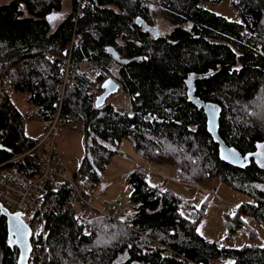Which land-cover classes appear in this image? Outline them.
<instances>
[{"label":"trees","instance_id":"16d2710c","mask_svg":"<svg viewBox=\"0 0 264 264\" xmlns=\"http://www.w3.org/2000/svg\"><path fill=\"white\" fill-rule=\"evenodd\" d=\"M64 1L0 3V61L2 74L16 94H26L46 130L58 112L61 124L83 123L85 154L74 174L96 187L128 139L145 160L174 165L181 182L217 178L251 196L253 201L227 217L230 232L246 225L244 215L264 224V0H232L241 21L205 6L223 0H89L80 16L79 0H70L71 10L55 24ZM138 16L151 28L163 17L172 29L156 37L136 23ZM110 48L128 61L118 60ZM114 66L129 98L124 111L109 101L95 104L96 89ZM190 78L196 98L221 108L225 142L242 155L258 153L261 164L252 160L238 167L220 158L204 110L189 100ZM26 121L12 98L0 101V141L7 148L0 149V163L40 140L26 133ZM40 162L35 150L13 164L34 178ZM126 179L132 202L142 204L124 223L100 215L84 219L71 186L45 187L49 252L36 264H210L228 258L232 264H264V245L229 247L202 236L205 205L198 208L170 189L150 185L142 168ZM18 257L0 212V264H17Z\"/></svg>","mask_w":264,"mask_h":264},{"label":"rangeland","instance_id":"374dc122","mask_svg":"<svg viewBox=\"0 0 264 264\" xmlns=\"http://www.w3.org/2000/svg\"><path fill=\"white\" fill-rule=\"evenodd\" d=\"M8 1L0 0V3ZM205 6L229 20L241 21L239 13L232 5V0H223L217 4L207 2ZM71 7L70 0H65V9L56 17L54 23H59ZM154 25L160 35H165L172 29L170 22L163 17L158 18ZM112 71L114 73L112 76L118 79V68L114 66ZM102 91V83H100V89H96V97ZM12 100L27 117L26 133L33 138L42 139L45 134L46 123L36 114V107L28 101L26 94L17 93ZM108 101L117 106L120 111L130 107L129 98L121 89L108 98ZM61 128L62 132L58 137L57 146L63 154L72 157V161L68 162V167L70 172L73 173L77 171L85 154L83 123L78 122L75 127L61 124ZM120 148L122 153L113 157L100 183L92 189L94 196L92 199L96 203L100 201V198L106 201L114 199L123 201L122 212L119 213L120 215L118 214V220L126 221L127 216L134 212L131 200L132 185L128 182L126 176L130 171L142 168L148 171L147 181L150 185L170 189L181 196L185 202H189L198 208L203 205L206 206L205 214L199 221V232L206 239L224 246L237 248L245 245H264V224L257 222L253 216L244 215L246 225L235 232H230L227 225V217L233 216L242 203L253 201L251 196L235 190L217 178L208 183L189 184L181 182L177 177V168L174 165L158 164L145 160L138 156L132 142L128 139L121 142ZM183 213L188 217H193L188 210H184ZM232 263L233 259L228 258L224 260L215 259L210 264Z\"/></svg>","mask_w":264,"mask_h":264},{"label":"built area","instance_id":"2783aa9c","mask_svg":"<svg viewBox=\"0 0 264 264\" xmlns=\"http://www.w3.org/2000/svg\"><path fill=\"white\" fill-rule=\"evenodd\" d=\"M89 5V0H79L77 14L83 15L84 9ZM67 63L66 70L68 71L69 60ZM15 93V85L2 74V62L0 61V101L12 98ZM61 132L60 113L58 112L42 139L33 148L18 157L0 163V202L11 213H21V218L32 231L30 264L41 262L49 252L50 227L41 203L44 189L48 185H53L57 189L65 183L71 186L83 206L84 219L100 215L121 223L125 222L118 220V214L122 212L123 207L121 199L106 201L100 198L98 203L94 202L91 180L86 176L70 172L68 162L72 161V157L63 154L57 146ZM35 150L41 154V162L37 176L31 178L13 163ZM141 204V202H135L133 208H139Z\"/></svg>","mask_w":264,"mask_h":264},{"label":"water","instance_id":"95a60500","mask_svg":"<svg viewBox=\"0 0 264 264\" xmlns=\"http://www.w3.org/2000/svg\"><path fill=\"white\" fill-rule=\"evenodd\" d=\"M136 23L140 26H143L146 30H152L151 26L142 18L137 17ZM113 55L119 58V53L110 48ZM123 62L128 60L120 59ZM188 84V97L199 109H203L207 116V129L211 134L214 142L218 145V152L220 158L227 163H230L234 166L244 167L249 165L252 160L259 164L260 160L258 159V153H249L242 155L234 146H231L225 142V140L220 135V118H221V108L218 104L211 102H204L199 98L195 97V89L193 79L190 78L187 81ZM107 85V86H106ZM119 81L113 76L107 77L102 83V93L97 95L95 98V104L97 107L103 106L107 99L118 93L120 90ZM214 112V123L210 124L209 121L213 120ZM212 129L211 131L209 129ZM0 149H7L0 141ZM234 154V155H233ZM227 157V159L225 158ZM264 168V166H262ZM0 212L6 217L8 225V239L9 245L12 249L17 248L19 250V257L17 264H30V257L32 252V231L28 224H26L21 218V213H11L1 202H0ZM17 214L19 217L17 218ZM23 225V231L28 235L26 238H20L17 233V228Z\"/></svg>","mask_w":264,"mask_h":264},{"label":"snow or ice","instance_id":"6c2138e0","mask_svg":"<svg viewBox=\"0 0 264 264\" xmlns=\"http://www.w3.org/2000/svg\"><path fill=\"white\" fill-rule=\"evenodd\" d=\"M107 86V85H106ZM210 124H213L214 123V112H213V120H210L209 121ZM210 131L212 130L211 128L209 129ZM234 155V154H233ZM227 159V157H225ZM19 217V214H17V218ZM20 238H26V236L28 235L27 233H25L23 231V225L19 226L17 228V233H16Z\"/></svg>","mask_w":264,"mask_h":264},{"label":"flooded vegetation","instance_id":"af4514ba","mask_svg":"<svg viewBox=\"0 0 264 264\" xmlns=\"http://www.w3.org/2000/svg\"><path fill=\"white\" fill-rule=\"evenodd\" d=\"M150 31H151V34L154 35V36H156V37H161V36H165V35H166V34H165V35H162V34L160 35V33H159V32L157 31V29H155V28L152 29V30H150ZM116 58H117V57H116ZM117 59L120 60V59H123V58H121L120 55H119V58H117ZM114 78H115V77H114ZM116 79H117V78H116ZM117 80H118V79H117ZM118 81H119V80H118ZM119 83H120V81H119ZM120 86H121V83H120ZM120 89H121V87H120ZM110 97H111V96H110ZM110 97H109V98H110ZM257 157H258V159L260 160L259 164H261V160H262V159H261V156L258 154Z\"/></svg>","mask_w":264,"mask_h":264},{"label":"crops","instance_id":"0c3cea01","mask_svg":"<svg viewBox=\"0 0 264 264\" xmlns=\"http://www.w3.org/2000/svg\"><path fill=\"white\" fill-rule=\"evenodd\" d=\"M65 9V1H64V8H63V10ZM71 10V9H70ZM69 12H67V14H68ZM67 14H65V15H67ZM16 94V93H15ZM13 98V97H12ZM67 156H69V155H67ZM92 197H94L93 196V193H92ZM99 197H101V196H99Z\"/></svg>","mask_w":264,"mask_h":264},{"label":"bare ground","instance_id":"6f19581e","mask_svg":"<svg viewBox=\"0 0 264 264\" xmlns=\"http://www.w3.org/2000/svg\"><path fill=\"white\" fill-rule=\"evenodd\" d=\"M120 215V214H119Z\"/></svg>","mask_w":264,"mask_h":264}]
</instances>
